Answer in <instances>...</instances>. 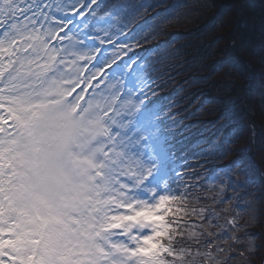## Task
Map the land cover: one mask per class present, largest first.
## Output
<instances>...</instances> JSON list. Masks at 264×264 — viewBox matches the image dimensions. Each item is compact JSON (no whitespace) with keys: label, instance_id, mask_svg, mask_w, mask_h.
Segmentation results:
<instances>
[{"label":"snow or ice","instance_id":"snow-or-ice-1","mask_svg":"<svg viewBox=\"0 0 264 264\" xmlns=\"http://www.w3.org/2000/svg\"><path fill=\"white\" fill-rule=\"evenodd\" d=\"M212 7L0 0V264H253L264 252L248 231L264 204L256 124L192 133L178 92L163 94L176 41L156 42Z\"/></svg>","mask_w":264,"mask_h":264},{"label":"trees","instance_id":"trees-1","mask_svg":"<svg viewBox=\"0 0 264 264\" xmlns=\"http://www.w3.org/2000/svg\"><path fill=\"white\" fill-rule=\"evenodd\" d=\"M210 2V10L170 28L156 42L163 44L169 37L176 41L167 50L174 59L166 61L175 79L163 94L178 92L176 99L182 101L181 108H187L184 123L193 126L192 133L204 131L205 135H212L230 120L247 134V124L254 122L258 140H264V0ZM245 76L250 77L247 83ZM236 85L244 86L238 95ZM209 112L215 115H207ZM225 116L227 120L221 118ZM217 119L215 125L208 124ZM245 144L241 141L237 149ZM257 165L255 177L259 180L264 175V163L257 160ZM257 217L248 231L256 234L257 245H264V204L259 206ZM261 257L264 252L257 253L253 264H261Z\"/></svg>","mask_w":264,"mask_h":264}]
</instances>
